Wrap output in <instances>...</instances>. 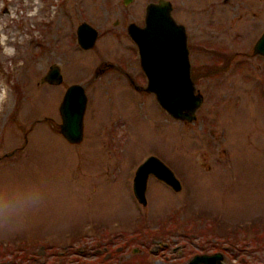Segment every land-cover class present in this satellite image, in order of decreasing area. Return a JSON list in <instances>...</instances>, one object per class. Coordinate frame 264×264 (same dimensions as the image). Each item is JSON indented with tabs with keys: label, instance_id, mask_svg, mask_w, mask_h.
Listing matches in <instances>:
<instances>
[{
	"label": "rangeland",
	"instance_id": "rangeland-1",
	"mask_svg": "<svg viewBox=\"0 0 264 264\" xmlns=\"http://www.w3.org/2000/svg\"><path fill=\"white\" fill-rule=\"evenodd\" d=\"M156 1L0 0V199L41 196L37 208L0 219V264H56L71 252L98 264L80 255L98 239L94 231L129 237L142 217L152 231L164 222L193 234L194 247L186 248L196 253L201 243H215L224 247L226 264H264V58L251 52L264 30V0L253 17L232 18L230 6L239 0L214 10V17L228 19L218 37L244 46H232L238 53L223 85H198L203 100L191 122L170 117L145 91L127 35V25L142 26L145 5ZM167 1L176 22L207 21L192 13L193 0ZM81 23L97 33L89 49L76 42ZM236 60L244 64L236 67ZM51 65L61 84L40 81ZM70 84L82 85L86 96L77 144L57 129V107ZM149 155L173 172L180 190L149 175L141 205L131 182ZM121 255H130L129 248ZM148 258L158 264V257Z\"/></svg>",
	"mask_w": 264,
	"mask_h": 264
},
{
	"label": "water",
	"instance_id": "water-1",
	"mask_svg": "<svg viewBox=\"0 0 264 264\" xmlns=\"http://www.w3.org/2000/svg\"><path fill=\"white\" fill-rule=\"evenodd\" d=\"M129 0H123L128 3ZM172 6L167 0H157L144 7L143 25L129 23L127 35L137 49L139 67L146 85L145 91L152 93L157 104L173 119L191 122L202 102L200 94L194 92L188 77V58L183 27L171 15ZM96 30L86 23L76 28V42L82 49L93 46ZM254 54L264 56V31L258 36L252 49ZM62 80L57 65H51L41 82L59 84ZM86 105L83 86L71 84L65 88L57 107L59 135L70 144L82 139V118ZM264 157V154H263ZM148 175L177 191L179 181L173 172L153 155L147 156L136 168L132 178L135 199L145 204L144 190ZM218 255L194 256L187 264H213Z\"/></svg>",
	"mask_w": 264,
	"mask_h": 264
},
{
	"label": "flooded vegetation",
	"instance_id": "flooded-vegetation-1",
	"mask_svg": "<svg viewBox=\"0 0 264 264\" xmlns=\"http://www.w3.org/2000/svg\"><path fill=\"white\" fill-rule=\"evenodd\" d=\"M227 1L228 0H210V1L193 0L192 1V5H194V7L196 6V8H193L192 13H195L196 10V13H202L203 15L208 17L207 21L204 22L205 25L203 24V26H200L201 23L200 22L199 24L195 23L193 26L187 27V25L175 21L177 24H180L184 30L185 46H186L187 58H188V77L193 86L194 92L197 94L200 93L196 91V88H198V85L203 81L206 83L207 89L215 88L216 86L213 85L224 84V81H226L229 75V67H230V63L233 60L232 58L233 56H235V53H238V51L235 50L234 47L232 46H236L237 48L238 46L239 47L244 46L241 43V40L239 39H238L239 41L235 42V40H232V43L225 45L224 41L226 39L218 37L220 33H224L225 30L228 29V23H227L228 19H227V15H224V13L218 15L219 17H214L213 12L214 10H220L219 8L222 9L223 7H225ZM256 2L259 1L239 0L240 6L239 5L238 6L236 5V7L230 6V8H232L235 11V13H233L232 18H236V17L241 18V16L243 15L253 17V14L255 13L254 9L257 6ZM257 38L254 40V42L251 45L252 54H254L252 49ZM230 52H232V54ZM254 55L264 58V56L260 54H254ZM241 62L242 61L240 60H236L235 62L236 67H239L240 65L244 64V62L242 63ZM107 67L108 64L103 63L101 68L102 71H105ZM140 72L143 78L145 79V85H146V78L141 69ZM94 75L96 76L97 74ZM61 82L59 84H61ZM135 88L138 89L137 87ZM209 134L210 136H212L213 131L209 130ZM131 192H132V182H131ZM144 198H145V190H144ZM145 221H147V219ZM145 221H143V217H142L141 223L137 225L136 228L129 230L130 231L129 237H126L128 234H126L125 232H115L105 236L104 234L101 235L98 231H94L96 232V234H98L97 236L98 239L94 242L93 245L87 248V250L90 251H85L83 247V249H81L80 255L82 257L93 256L95 259H97L98 264H103L106 261H111L110 264H148L149 254L158 257V259L155 258V261L158 262V264H187L194 256L218 255L219 258L213 260L212 263L226 264L224 262L225 249L222 245H218V244L216 245L215 243H213L210 244L209 246H206L201 243L200 247L202 251L196 253L195 251H193L191 247L186 248L188 243H190L189 244L190 246L194 247L192 243L193 240L191 238L193 237V234H187V232L178 231L176 230V228L170 229L171 227L170 228L168 227V223L163 224L164 222H162V224H158L157 230L152 231L145 224ZM185 231H188V229ZM85 235L86 234H84L81 237H84ZM78 237L80 238V236ZM143 237H145V239ZM149 237L150 240L152 238L153 239L156 238L157 239L156 242L154 243L149 242V240L146 239ZM182 238L183 239L188 238L190 240H187L186 243L184 241L183 242L179 241V240H183ZM138 239H140V244L138 245V247L136 245H132L131 247H129L130 244H132L135 240ZM150 243H153L156 247V250H154L153 253L151 251L152 245H149ZM128 248L130 251V255H127L124 258L121 255V252L128 250ZM68 255L73 256L75 254L72 252L67 253L66 255H64V258H62L61 261H58L56 264H64L66 262L65 259L68 257ZM78 260L79 259L76 257V255L70 257L71 262H69V264H85L84 261H78ZM49 264H53V263L49 262ZM239 264H244L243 259L239 261Z\"/></svg>",
	"mask_w": 264,
	"mask_h": 264
},
{
	"label": "clouds",
	"instance_id": "clouds-1",
	"mask_svg": "<svg viewBox=\"0 0 264 264\" xmlns=\"http://www.w3.org/2000/svg\"><path fill=\"white\" fill-rule=\"evenodd\" d=\"M40 203L41 196L38 192H29L18 200L0 199V219L19 216L37 208Z\"/></svg>",
	"mask_w": 264,
	"mask_h": 264
}]
</instances>
